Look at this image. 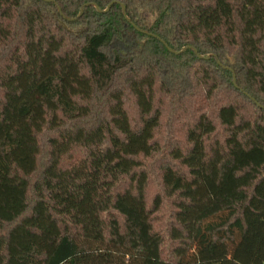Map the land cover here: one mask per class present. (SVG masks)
<instances>
[{
  "label": "trees",
  "instance_id": "trees-1",
  "mask_svg": "<svg viewBox=\"0 0 264 264\" xmlns=\"http://www.w3.org/2000/svg\"><path fill=\"white\" fill-rule=\"evenodd\" d=\"M54 1L0 0V264H264V0Z\"/></svg>",
  "mask_w": 264,
  "mask_h": 264
},
{
  "label": "rangeland",
  "instance_id": "rangeland-1",
  "mask_svg": "<svg viewBox=\"0 0 264 264\" xmlns=\"http://www.w3.org/2000/svg\"><path fill=\"white\" fill-rule=\"evenodd\" d=\"M123 55H126L124 49H120ZM237 82V79H236ZM237 86V85H236ZM168 104V102L166 103ZM166 111H172V108L167 106ZM246 115H249V111L245 110ZM183 130L180 127V123L177 120L172 121L170 118L163 119V124L160 134H158V140L160 142L161 148L165 151H170L174 147L184 148L186 141L184 140ZM170 159L166 154H160L157 158H154L150 163L153 164L150 173L152 175V186L150 187V197H153L156 193L163 195V190L161 187V181L159 177V169L166 162L168 163ZM174 198L164 197V205L156 216L155 227L158 232L164 237V248L166 250L167 256L170 255V249L174 246V242L169 239V231L171 227L175 224L174 222V212L176 211V206L174 205ZM178 245V243H177Z\"/></svg>",
  "mask_w": 264,
  "mask_h": 264
},
{
  "label": "water",
  "instance_id": "water-1",
  "mask_svg": "<svg viewBox=\"0 0 264 264\" xmlns=\"http://www.w3.org/2000/svg\"><path fill=\"white\" fill-rule=\"evenodd\" d=\"M42 1H44V2H48V3H55V4H56V2H55L54 0H42ZM56 5H57V4H56ZM89 6L96 7L97 10H98L100 13L105 12V11H103L100 7H98V6L95 5V4H87L85 7H89ZM111 6H112V4L109 5V7H108L107 10H110V9H111ZM57 8H58V11L60 12V14L64 17V15H63V13H62V10H61V8H60L59 5H57ZM123 11H124L125 18H126L128 21H130V20L128 19V17H127V12H126V8H125V6H123ZM82 14H83V10L81 11L80 16H81ZM64 18L67 19V20H70V19H68V18H66V17H64ZM139 31L142 32V33H145V34L152 35V34H150V33H147V32H145V31H142V30H140V29H139ZM157 38H158V37H157ZM162 43H163L164 45H166V46L168 47V50H169L170 52H172L173 54H181L182 52H184V51H186V50L188 49V48H186V49H183L181 52H177V51L171 49V48H170V47H169V46H168L163 40H162ZM189 49H193V48L190 47ZM193 50L195 51V53L198 54V52H197L196 49H193ZM198 56H199V58L203 59L202 56H200V55H198ZM210 58H212V56H208L206 59H210ZM219 64H220V66L226 68L225 66H223V64H222L221 62H220ZM226 69H228V68H226ZM234 83H235V85H237L236 77H235V76H234Z\"/></svg>",
  "mask_w": 264,
  "mask_h": 264
}]
</instances>
